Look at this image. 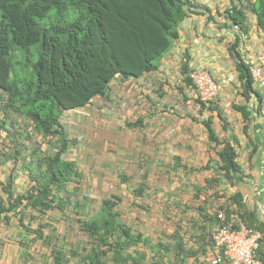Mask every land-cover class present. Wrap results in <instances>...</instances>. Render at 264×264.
I'll return each mask as SVG.
<instances>
[{
  "label": "trees",
  "instance_id": "obj_1",
  "mask_svg": "<svg viewBox=\"0 0 264 264\" xmlns=\"http://www.w3.org/2000/svg\"><path fill=\"white\" fill-rule=\"evenodd\" d=\"M198 6L193 0H0V90L6 94L8 107L31 119L35 131L50 145L44 155L40 154L42 144L37 143L28 153L24 152L27 145L21 144L9 153L0 154V158L4 157L0 166L14 164L4 184L7 201L0 200V225L3 220L10 221L3 214L23 216V210L28 208L40 211L80 208L71 184L79 181L83 173L75 161L65 157L69 140L61 121L63 114L87 106L97 96L105 97L117 76L140 78L158 70L179 37L180 25ZM226 16L240 32L231 53L244 82V94L249 100L251 92L263 99L262 93L254 90L255 83L240 47L244 36L250 33V16L255 17L257 30L264 37V0H232ZM186 68L185 82L193 87L190 70ZM198 102L206 106L200 99ZM237 108L248 116L245 108ZM204 124L210 141L224 145L218 151L215 169L233 182L241 173L236 148L217 137L210 121ZM137 125L138 122L129 124ZM31 133L25 135L29 141L34 139ZM12 160H23L21 171H25L30 188L26 189V184L20 186L18 181L23 172H17ZM209 167L210 164L205 169ZM143 191L144 186L139 194ZM117 201L118 196L105 199L100 213L84 223L93 240L90 250L80 254L85 264H107L105 247L112 252L114 264H141L146 254L128 251L140 245L153 251L150 264H163L165 259L175 262L176 258L185 264L190 259L194 264H210L209 255L208 259H200L209 248L191 247L179 230L169 237L171 243L162 238L153 243L149 236L135 232L117 210ZM228 201L227 206L218 210L225 213L226 220L219 219L218 211L213 217L201 213L202 221L205 219L213 228L199 227L195 236L204 235L202 241L209 238L208 244L213 245L214 231L236 213L263 233L258 255L264 261V217L245 206L240 192ZM261 210L264 216V206ZM20 225L25 231L29 229L22 218ZM34 232L43 235L39 229ZM196 242L201 241L197 238ZM52 256L53 264H68L63 251L53 249Z\"/></svg>",
  "mask_w": 264,
  "mask_h": 264
},
{
  "label": "crops",
  "instance_id": "obj_2",
  "mask_svg": "<svg viewBox=\"0 0 264 264\" xmlns=\"http://www.w3.org/2000/svg\"><path fill=\"white\" fill-rule=\"evenodd\" d=\"M193 1L199 4L198 8L180 25L179 37L172 49L161 60L158 70L140 78L117 76L110 83L105 97L97 96L87 106L66 111L63 114V116H70L73 132L76 133L75 138L82 137L81 135L87 130L88 139H93V145H85L83 141L76 138L72 148L74 160L83 176L86 173L83 170L86 164L83 163H86L88 159V163L95 164L98 157L102 158L99 162L100 166L113 167L114 171L122 172L123 175L127 174L126 171L117 170L116 167H125L134 158L139 165L140 160L136 152L143 151V154L152 156L153 152L155 153V131L161 130V136L164 135L166 124L160 119H155V112H152L155 111V94L159 93L160 89L167 90L169 86L176 84L195 91L185 82L184 68L188 67L186 70L205 68L216 80L224 83L222 91L215 102L207 103L204 107L198 104L199 118L189 117L182 120L185 123L181 128L184 137L183 144L180 145L182 151L175 146L176 135H172L168 144L160 147L165 146L173 156H182V152L188 160V162L185 160V164L190 170L197 172L195 174L211 172L208 175L204 174L207 184L216 177L215 187L222 190L221 187L227 186L231 191L228 198L240 192L245 206L252 211H258L261 217H264L261 210L264 206V100L253 92L250 93V100L244 94V82L241 80V73L231 53V48L240 32L226 16V9L231 6L232 0ZM249 22L250 33L243 38L241 52L244 59L257 62V52L264 44V37L257 30L254 16H250ZM253 86L254 90L261 92L259 85ZM237 107L245 108L248 116H245L244 112ZM99 117H103V121ZM205 121H210L221 141H228L236 148L241 173L233 182L219 175L215 169L219 163L218 151L224 145L210 141ZM135 122H138L136 127L129 126ZM107 127L116 132L107 136V130H104ZM101 130L105 132L102 139L99 134ZM104 137L107 140H104ZM109 140L112 142L110 143ZM109 145L114 148L111 154H109ZM150 163L152 164L153 161L151 160ZM209 164L211 167L205 169ZM141 167L145 168L144 161ZM13 168L12 162L0 166V200L4 199L5 202L8 195L4 190V184ZM101 170L103 171L102 168ZM147 171L154 174L155 170L145 168L142 173L145 175ZM123 175L120 176L121 179H125ZM146 179L147 175L144 180ZM204 180L200 184H203ZM142 184L146 190L147 183L143 181ZM6 215L10 217V221L3 220L0 225V249L15 243L13 236H9L10 232L14 234V218L12 213H5L3 217ZM199 218L198 222L190 225L191 244L183 227L177 226L170 236H174L179 230L186 236V241L191 247L209 248V255L212 248V244H208L209 238L205 237L202 241L204 235L195 236L199 227L203 226L202 218ZM204 227L207 230L210 228ZM197 238L200 239V243L196 242ZM6 256V250L1 249L0 264H5L6 260L2 258Z\"/></svg>",
  "mask_w": 264,
  "mask_h": 264
},
{
  "label": "rangeland",
  "instance_id": "obj_3",
  "mask_svg": "<svg viewBox=\"0 0 264 264\" xmlns=\"http://www.w3.org/2000/svg\"><path fill=\"white\" fill-rule=\"evenodd\" d=\"M195 95L196 91L190 90L181 84L171 85L167 90L160 89L159 93L155 94V111L152 112H155V119H160L166 124L164 135L161 136V130L155 131V153L153 152L152 156L143 154V151L136 152L140 160L139 165L134 158L132 162L128 163L129 165L116 167L117 170L121 169L126 171L127 174L123 175L122 172L114 171L115 168L113 167L111 169L110 167L100 166L101 157L96 159L95 164L88 163L87 159L86 163H83L86 164V167L82 166L86 173L79 181L71 184V188L74 189V200L78 199L82 207L70 206L64 211L58 209L40 211L28 208L23 210V216L20 213H12L14 234L10 232L9 236H13L15 243H10L7 248H1L6 250L7 253V256L2 258L6 260L5 264H53V249L63 251L67 256L68 264H85V260L80 254L85 253V249L90 250L93 240L84 229V223L97 216L100 213L103 201L112 196L120 198V201H117V210L121 213L123 220L135 232L149 236L153 243H156L159 238H162L164 242L171 243L169 236L178 226V228H184L187 239L191 244L190 225L196 221L198 222L199 217H201L200 214H203V212L213 217L215 212L221 210L222 206L228 205L227 196L231 194L227 186L221 187L222 190L215 187L216 177L213 181L206 183L207 179L204 180V174L208 175L211 172L195 174L197 172L193 169L190 170L185 164V160L186 162L188 160L182 152V156H173L166 150L165 146L160 147L168 144L170 137L176 135L175 146L182 151L180 145L183 144L184 137L181 128L185 125L182 120L189 117L199 118V102L197 95L194 97ZM7 103L6 94L0 90V154L9 153L11 149L15 150V146L21 144L27 145L24 152L28 153L32 149L31 146L37 143L42 144L40 154L44 155V151L50 148L47 140H44L35 131V125L31 119L13 111ZM144 108L148 109L147 106H144ZM69 118L70 116L66 115L61 118L69 140V149L65 157L75 161L72 148L77 137L75 138L76 133L73 132L74 129ZM99 118L102 121L104 119L103 117ZM104 130H107V136L108 134L111 135L112 132H116V130L111 131L108 127ZM177 131L178 133H176ZM27 132H32L31 134L34 135L32 141L26 139ZM84 133L83 135L80 134L82 137L77 139L83 141L85 145H93V139L89 140L87 137L89 132L85 130ZM104 133L102 130L99 131L101 139ZM103 139L107 140L105 137ZM109 142L112 141L109 140ZM111 152H114V148L109 145V154ZM3 158L1 157L0 160ZM149 160L150 162L152 160L153 163L151 164ZM12 161L16 165L17 172H23L20 174V186L26 184V189L30 188L31 184H28V177L24 174L25 171H21L23 160ZM143 161L147 170H155L154 174L149 171L145 174L148 181H146L147 179L144 180L145 175L142 173L145 169L141 167ZM121 175L125 177V180L120 178ZM150 178L153 179L150 180ZM203 180L204 183L200 184ZM143 181L147 183L148 188L139 194ZM6 182H8V177ZM76 186L78 188L75 190ZM21 218L29 228L26 231L20 225ZM202 222L203 226L210 227V223L205 219ZM37 229L43 233L42 236L34 232ZM105 248L106 263L114 264L112 252L108 247ZM128 251L133 254L144 252L146 258L141 264H150L154 259V253L149 247L140 245L138 248H130ZM164 255L166 257L170 256L167 253ZM207 255L208 252L206 255L202 254L201 261L206 259ZM159 257L163 259L162 255ZM167 263L185 264L177 258L175 262L165 259L163 264ZM186 264L194 263L190 259Z\"/></svg>",
  "mask_w": 264,
  "mask_h": 264
},
{
  "label": "built area",
  "instance_id": "obj_4",
  "mask_svg": "<svg viewBox=\"0 0 264 264\" xmlns=\"http://www.w3.org/2000/svg\"><path fill=\"white\" fill-rule=\"evenodd\" d=\"M256 60H246L255 84L264 96V45L257 52ZM198 98L205 103L215 102L224 83L216 80L205 68H194L189 74ZM221 221L225 213L218 211ZM263 233L249 226L238 214H232L227 224L223 222L213 233V245L209 254L210 264H264L259 258Z\"/></svg>",
  "mask_w": 264,
  "mask_h": 264
},
{
  "label": "clouds",
  "instance_id": "obj_5",
  "mask_svg": "<svg viewBox=\"0 0 264 264\" xmlns=\"http://www.w3.org/2000/svg\"><path fill=\"white\" fill-rule=\"evenodd\" d=\"M237 30H239V28H238V26H234ZM264 45V44H263ZM262 45V46H263ZM240 49H241V47H240ZM241 51H242V49H241ZM244 58V57H243ZM245 60V63L247 64V62H246V60H248V59H244ZM248 65V64H247ZM249 66V65H248ZM199 68V67H198ZM194 69V68H193ZM250 69V68H249ZM192 70V69H191ZM191 70H190V72H191ZM190 72H189V74H190ZM183 75H185L184 73H183ZM188 75V74H187ZM185 78H186V75H185ZM193 83V82H192ZM193 88L195 89V86H194V84H193ZM196 91V90H195ZM260 91H261V89H260ZM262 93V92H261ZM263 95V94H262ZM197 98H198V95H197ZM199 99V98H198ZM263 100H264V96H263ZM205 103V102H204ZM213 103V102H212ZM207 104V103H206ZM209 104V103H208Z\"/></svg>",
  "mask_w": 264,
  "mask_h": 264
}]
</instances>
